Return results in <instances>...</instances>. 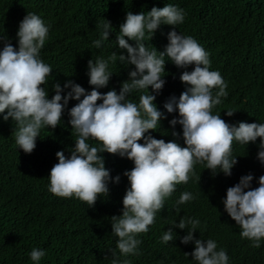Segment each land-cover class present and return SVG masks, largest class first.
Segmentation results:
<instances>
[{"label":"clouds","instance_id":"obj_1","mask_svg":"<svg viewBox=\"0 0 264 264\" xmlns=\"http://www.w3.org/2000/svg\"><path fill=\"white\" fill-rule=\"evenodd\" d=\"M185 18V11L171 3L153 6L146 14L126 12L118 26L120 34L115 37L120 51L87 61L91 90L68 79L63 86L59 82L51 85V98L44 85L53 69L40 55L50 38L51 25L29 12L18 23L16 47L6 33L0 34V118H11L18 149L31 154L41 130L61 125L67 109L68 124L76 139L67 149L68 155L64 150L55 153L58 162L49 171L47 191L88 207L95 206L98 198L99 206L105 201L116 205L122 202L121 213L110 217L119 250L117 254L116 249H110L112 264H131L121 257L141 255L143 238L153 240L156 236L161 243L180 244L190 264H230L229 255L218 248L215 239L203 240L194 234L201 225L198 218L173 221L164 232L163 228L148 231L176 186L187 184L196 175L197 164L204 165L212 176H231L238 163V155L233 154L234 142L247 146L250 142L256 144L259 138L256 158L264 165V123L230 124L220 114H213V108L227 97L228 85L219 71L211 70L210 55L204 47L192 36L176 31L175 26L183 24ZM161 25L174 27L166 34L168 43L158 51L146 46L145 40L151 41ZM98 27L99 35L92 47L102 49L113 33V25L106 19ZM166 60L185 69L179 76L185 88L178 97L172 95L164 102L165 111L158 109L154 101L166 83ZM117 62L124 68L134 66L128 78L120 83L119 91H99L117 73L110 70V65ZM189 66L191 71L186 70ZM134 93H139L138 102L130 99ZM70 100L77 103L68 108ZM234 112L228 109L224 114L231 117ZM171 113L178 115L171 118ZM176 125L181 126L182 133L175 131ZM163 126L172 127L173 137L182 136L183 146L176 139L165 142L154 138L152 131ZM90 141H96L95 145ZM104 152L132 161L133 167L123 172L128 181L125 194L109 193V183H119L120 175H110ZM197 179L199 182L200 175ZM253 179L251 173L241 176L238 183L226 189L221 202L227 215L240 226L241 238L250 241L252 248H260L264 241V175L254 188ZM197 195L183 192L175 202L176 210L179 212V206L197 199ZM174 228L183 231L177 234ZM45 256L43 248L33 247L29 253L32 264H40Z\"/></svg>","mask_w":264,"mask_h":264},{"label":"trees","instance_id":"obj_2","mask_svg":"<svg viewBox=\"0 0 264 264\" xmlns=\"http://www.w3.org/2000/svg\"><path fill=\"white\" fill-rule=\"evenodd\" d=\"M168 3L178 5L186 13L184 23L175 26L176 31L195 38L209 53L211 70L219 71L227 82L228 95L221 105L213 108V114H220L230 124L264 123V0H0V34L6 33L16 47L18 23L29 12L51 25L50 38L40 54L53 69L44 85L49 88L51 98L54 94L51 85L59 82L63 86L68 79L91 90L87 61L120 51L115 37L120 34L118 26L126 12L146 14L153 6ZM106 19L112 23L113 33L102 49H96L92 41L98 38V25ZM173 27L161 25L151 41L145 40L146 46L162 51L168 43L166 34ZM132 67L124 68L119 62L110 65V70L117 73L99 91L113 88L119 91ZM165 69L166 83L154 101L162 110L170 96L178 97L185 88L179 79L185 69L170 60H166ZM186 70L191 71L192 66ZM138 97L139 93H134L130 99L138 102ZM76 103L70 100L68 108ZM228 109L235 110L233 116L224 114ZM62 119L55 129H42L36 148L26 154L15 143V123L11 118L8 121L0 118V264H32L29 253L33 247L46 250L40 264H112L110 249L119 253L110 217L121 213L122 202L116 205L105 201L99 206L98 198L95 206L88 207L86 203L74 204L73 200L47 191L49 171L58 162L55 153L64 150L68 155L67 149L76 139L68 124L67 109ZM172 130L163 126L150 131L154 138L165 142L176 139L183 146L182 136L173 137ZM175 131L182 133L181 126L176 125ZM90 143L95 145L96 141ZM258 143L259 138L256 144L250 142L247 146L234 142L233 154L238 155V163L231 176L223 173L212 176L208 169H203L204 165L197 164L196 175L187 184L176 186L148 232L162 228L164 232L181 218H198L201 225L194 234L203 240L215 239L218 248L226 250L230 264H264V241L260 248H252L250 241L242 239L240 226L227 215L221 202L226 189L238 183L243 175L251 173L252 187L258 186L257 179L264 175V165L256 158ZM102 155L110 175H120L119 183H109V193L125 194L128 181L123 172L133 167L132 161L107 152ZM185 191L198 194L197 199L179 206L178 212L175 202ZM173 231L179 234L183 230ZM143 239L139 246L141 255L121 259H128L131 264H190L180 244L161 243L159 236Z\"/></svg>","mask_w":264,"mask_h":264}]
</instances>
